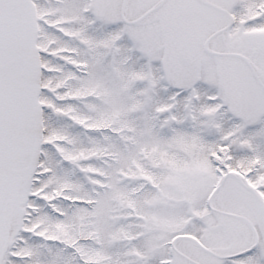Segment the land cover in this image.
I'll use <instances>...</instances> for the list:
<instances>
[{
  "label": "snow or ice",
  "instance_id": "snow-or-ice-1",
  "mask_svg": "<svg viewBox=\"0 0 264 264\" xmlns=\"http://www.w3.org/2000/svg\"><path fill=\"white\" fill-rule=\"evenodd\" d=\"M0 264H264V0H0Z\"/></svg>",
  "mask_w": 264,
  "mask_h": 264
}]
</instances>
